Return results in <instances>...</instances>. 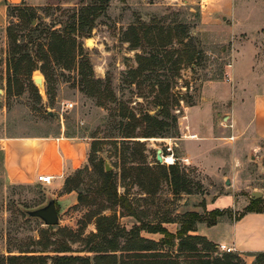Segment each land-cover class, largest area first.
I'll use <instances>...</instances> for the list:
<instances>
[{
	"label": "rangeland",
	"instance_id": "rangeland-1",
	"mask_svg": "<svg viewBox=\"0 0 264 264\" xmlns=\"http://www.w3.org/2000/svg\"><path fill=\"white\" fill-rule=\"evenodd\" d=\"M91 1L40 0L33 7L22 4L33 10L35 18L31 26L27 22L19 23V34L28 40L30 31L37 29L34 33L39 36L36 44L44 43V35L40 36L42 30H60L73 12ZM18 13L11 11L13 17L7 14L6 23L0 26V138L76 137L88 145L87 160L94 144L95 162L104 160L117 179L118 193L127 194L131 200L135 217H119L120 211L115 209L119 223L126 229L138 226L140 222H174L191 212L205 216L216 210L223 211L219 220L232 221L245 209H264V151L246 155L240 164L234 160L239 133L242 136L244 130L239 132L233 122L231 105L209 104L212 115L209 118L208 111L202 112L208 114V121L202 119L200 123L204 128L211 123L213 129L200 142L195 141L186 124L188 109L199 105L202 86L206 82H228L233 71L239 73V93L264 91V0H109L90 36L78 39L94 80H101V88L106 79L111 83L117 103L106 102L104 107L97 105L96 98L81 92V78L76 69L65 71L51 67L49 95L39 71L31 76L37 95L26 77H20L17 85L13 83V93L7 94L6 29L9 24L17 23ZM171 37L173 43L166 45L159 55L164 65L151 73L137 74L134 84H130L131 72L138 63ZM181 37L182 42L178 43L177 39ZM125 38L131 45L124 41ZM184 52L194 54L193 64L178 63L184 60ZM35 79L41 80V85ZM258 80L262 83H256ZM228 84L233 85L232 81ZM21 85L23 91L18 94L16 90ZM157 99L169 101V114L177 120V134L171 137V132L165 138H134L131 141L144 145L146 165L154 170L167 168L156 161L158 149L162 155L173 154L176 158L188 159L187 164L177 167L189 181L190 195H173L167 181H162L155 193L146 195L132 178L125 182L119 180L122 139L119 138L117 104L123 103L138 117L147 112L150 115L157 113ZM140 132L137 129L136 136ZM262 145L264 148V143ZM87 160L84 166H89ZM228 160L232 161L233 168L225 165ZM97 181L98 175L89 171L85 174L84 188ZM5 185L0 180V264H7L5 259L9 254L38 250L32 242L45 226L37 219L25 221L21 212L44 205L50 195L57 196L60 192L54 191L53 185L38 183ZM250 192L260 193L261 202L252 204ZM65 210L61 209L58 226L77 230L78 222L88 208ZM175 228V225H167L170 231ZM94 231L93 224L87 225L83 237ZM142 234L154 240L160 238L159 235ZM211 234L219 237V231ZM82 247L81 243L72 245L76 252ZM223 253L236 254L217 248V254ZM241 264L245 263L242 261Z\"/></svg>",
	"mask_w": 264,
	"mask_h": 264
},
{
	"label": "trees",
	"instance_id": "trees-1",
	"mask_svg": "<svg viewBox=\"0 0 264 264\" xmlns=\"http://www.w3.org/2000/svg\"><path fill=\"white\" fill-rule=\"evenodd\" d=\"M109 0H92L91 4L81 7L73 12L67 22L60 30L46 28L40 33L44 35V43L36 44L39 36L34 33L37 29L30 31V37L19 34L21 22H31L35 14L31 8L20 6L7 7V14L19 12L17 23L9 24L6 29L7 50L5 68L7 76V94L13 93V83L17 85L20 77L28 79V85L37 95V89L31 81L33 72L39 71L44 77L46 94L52 90L51 67L69 71L76 69L80 76L81 92L90 98H96L97 105L104 107L106 102L117 103L116 97L111 90V83L105 80L101 88V80H94V74L89 62L85 59L78 39L90 36L96 20L105 12ZM20 23V24H19ZM172 31H169V33ZM182 36L186 37L182 30ZM174 38L160 43L149 54L138 63V67L131 72L130 84H134L137 74L153 72L164 65L160 53L166 45H171ZM124 41L130 42L125 38ZM182 42V37L177 39ZM135 46V45H134ZM133 47V46H132ZM165 53V52H164ZM184 60L193 64L194 54L184 52ZM17 93L23 91L21 85ZM166 91V89H165ZM169 101L157 99V113L150 115L148 112L138 117L130 112L123 103H118L119 126L122 139L119 148L120 174L119 180L125 182L129 178L141 188L143 194L155 193L162 181H167L173 195H190L189 181L177 166L161 167L156 170L146 165V157L143 155L144 145L134 138H165L173 132L176 133L177 120L169 114ZM140 129L139 136L136 130ZM130 140V141H129ZM116 142V141H114ZM115 145H117L115 143ZM131 146V147H130ZM117 150V148H115ZM96 150L91 145L88 156L89 166H84L65 178L59 195L74 193L76 203L73 208L85 207L87 212L78 222L77 230L66 226L46 227L40 229L37 240L32 243L38 250L19 252L18 255L9 254L5 259L7 264H241L242 261L237 254H217V247L205 237L192 235L196 232L198 224L207 227L214 226L223 216V211H214L205 216L197 213H186L177 221H161L159 223L140 222L138 226L126 229L118 221L119 217H135L131 207V200L127 194H119L117 191V179L113 172H106L104 160L94 159ZM128 155V156H127ZM94 171L98 175V181L84 188L85 174ZM254 200L252 204L260 203ZM58 215L61 206L55 202ZM38 208V207H37ZM69 209V208H68ZM27 210V209H24ZM21 216L25 221H31L24 213ZM111 212L109 215L104 212ZM264 209H245L244 213L261 212ZM244 213L239 215L241 217ZM237 217L236 219H238ZM93 224L94 232L83 237L87 225ZM175 225V231L167 229V225ZM159 235L158 240L143 236ZM75 243L82 244V250L76 252L72 249ZM82 253L84 255H74ZM212 254H216L213 256ZM264 253L254 255L251 264H263Z\"/></svg>",
	"mask_w": 264,
	"mask_h": 264
},
{
	"label": "crops",
	"instance_id": "crops-1",
	"mask_svg": "<svg viewBox=\"0 0 264 264\" xmlns=\"http://www.w3.org/2000/svg\"><path fill=\"white\" fill-rule=\"evenodd\" d=\"M38 1L40 0H0V26L6 23L8 5L24 4L33 7ZM249 63L248 61V65ZM238 75V72L232 71L229 76L228 82L232 81V86L225 81L204 83L200 103L188 109L186 124L189 133L195 136V141L200 142L213 129L211 123L205 128L200 123L208 115L202 112L208 111L209 118L212 117L209 104L224 106L229 103L233 122L238 126L239 132L244 130L242 136L239 133L234 150V160L240 164L246 155L264 151V91L239 93ZM258 81L256 83H262V80ZM213 112L212 109V114ZM87 152V143L76 137L0 138V180L6 185H30L38 183L39 176H49L52 177L50 185L54 186V191H61L65 178L85 165ZM225 165L229 169L234 167L231 160L226 161ZM50 196L61 209L67 210L76 203L74 193ZM213 231H219V237L218 234L212 236ZM191 234L203 236L217 248L224 247L225 250L236 253L243 263L251 264L255 254L264 253V211L244 213L232 221L222 219L211 227L198 225L196 232Z\"/></svg>",
	"mask_w": 264,
	"mask_h": 264
},
{
	"label": "water",
	"instance_id": "water-1",
	"mask_svg": "<svg viewBox=\"0 0 264 264\" xmlns=\"http://www.w3.org/2000/svg\"><path fill=\"white\" fill-rule=\"evenodd\" d=\"M35 82L41 85V80L35 79ZM2 91L0 90V95ZM161 150H156V161L161 163ZM104 168L106 172L110 171L109 166L104 163ZM228 185L229 183L226 182ZM251 198L253 200H258L262 197L260 193L251 192ZM25 215L29 219H37L46 227H56L59 225V215L56 210L55 200L52 197H48L46 203L38 208L32 210H24Z\"/></svg>",
	"mask_w": 264,
	"mask_h": 264
},
{
	"label": "built area",
	"instance_id": "built-area-1",
	"mask_svg": "<svg viewBox=\"0 0 264 264\" xmlns=\"http://www.w3.org/2000/svg\"><path fill=\"white\" fill-rule=\"evenodd\" d=\"M187 163H188V159H186V158H176L173 156V154L169 155V156H165V155H162V153H161V163H159V164L169 167V166H179V165H183V164H187ZM37 181L41 185H50V183L52 181V177L39 176ZM220 249L225 250L224 247H220ZM226 251L230 252V250H226Z\"/></svg>",
	"mask_w": 264,
	"mask_h": 264
},
{
	"label": "bare ground",
	"instance_id": "bare-ground-1",
	"mask_svg": "<svg viewBox=\"0 0 264 264\" xmlns=\"http://www.w3.org/2000/svg\"><path fill=\"white\" fill-rule=\"evenodd\" d=\"M89 44L91 45V43L89 42Z\"/></svg>",
	"mask_w": 264,
	"mask_h": 264
}]
</instances>
